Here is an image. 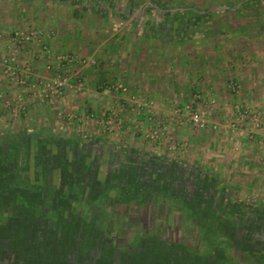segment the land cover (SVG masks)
Returning <instances> with one entry per match:
<instances>
[{"label": "rangeland", "instance_id": "374dc122", "mask_svg": "<svg viewBox=\"0 0 264 264\" xmlns=\"http://www.w3.org/2000/svg\"><path fill=\"white\" fill-rule=\"evenodd\" d=\"M244 2L234 10L235 0H0V136H21L24 169L38 175L39 183L66 182L81 167L84 178L94 176L97 184L115 178V184L126 186L124 172L117 168L132 150L156 171L154 159L180 166L176 183L163 188L178 201L146 187L137 193L141 203H116L119 212L104 211L107 219L118 216L115 228L102 227L103 233L110 232L111 249L122 252L134 248L133 241L145 242L143 247L157 256H147L141 264L166 262L163 240L178 249L179 264L185 259L201 264V256L215 248L231 261L248 260L243 250L249 246L238 238L240 230L264 240V230L252 226L264 224V18L256 19L259 0ZM223 6L230 11L204 17L207 10ZM197 12L202 16L192 19ZM58 19L69 27L51 26ZM109 64L114 67L104 70ZM184 104L203 113L202 126H195L183 110L178 114ZM153 129L168 133L154 139L149 134ZM48 136L54 139L50 162L39 152ZM88 140L101 141L103 147L95 150ZM114 152L128 155L117 158L110 155ZM96 158L100 166L94 169ZM165 165L162 170L168 172ZM153 179L146 183L154 186ZM195 189L200 206L191 221L186 204ZM74 204L77 213L90 216L81 200ZM218 211L230 212L224 222L236 233L209 227L213 221L206 216ZM23 216L17 215L12 230L22 239L34 228L32 240L45 250L61 241L69 245L57 227L50 233L54 238H47L45 233L55 229L52 220ZM60 255L62 263H57L68 264L64 252Z\"/></svg>", "mask_w": 264, "mask_h": 264}, {"label": "trees", "instance_id": "16d2710c", "mask_svg": "<svg viewBox=\"0 0 264 264\" xmlns=\"http://www.w3.org/2000/svg\"><path fill=\"white\" fill-rule=\"evenodd\" d=\"M263 1L264 0H259L261 4L255 6L257 11V18H256L257 20L264 18ZM235 2L236 3L233 6L235 7L234 10L236 9V7H241L242 5L245 4L244 0H235ZM135 6H138V4H136ZM221 8L222 10L220 11L211 12L207 10L204 17L209 18L215 15L216 12L227 13L230 11V8L228 7L225 8L223 6ZM200 16H202L200 15V12L199 13L197 12L195 13V16H193L192 19L196 20L197 18H200ZM21 141H22L21 136L17 137V135L10 136L7 138V140L6 138L4 139L2 136H0V143H1L0 144L1 145L0 146V257L1 258H3L5 252L4 248L7 247L9 248V250L10 249L12 250V253L18 256V258L13 259V261L15 262L24 260V262L30 263L28 261L29 260L28 258H34L38 256V254L36 253L37 242L33 241L31 236L34 234V228L28 230L29 233L31 234L26 232V235L23 236V239L22 236H19L20 234H18L16 231L15 232L12 231L14 228L13 223L16 220V218H18L17 215L24 214L26 218L31 219L34 217L37 220H39V218L41 217L50 219L52 220L54 224L53 226H55L53 228L55 229L50 228L49 234L45 233L47 235V238L48 237L54 238V235L52 236L53 232L56 230V227L58 231H62L59 229V227L61 226L62 229H64L63 232H66V236H67L66 240L68 242L73 241L74 244L80 245L81 249L84 248L85 244L86 245L88 244L89 246L91 247L93 246L96 248V253L97 251H99L100 255H104L103 254L104 252H106L108 249H111L110 248L111 245H110V240H108L109 239L108 236H110L109 235L110 232H108L107 230L106 233H103L104 229L102 231V227L107 226L108 229V227H110L109 225H113L111 228H115L116 227L115 221L118 219V216H116V218L113 217V220L107 219V217L104 216L105 210L113 211L115 213V212H119L117 210L118 208H114V205L116 203L120 205L124 204L125 206L133 203L135 204L141 203L142 201L138 199L137 193L138 191L145 190L146 187H148L149 190L150 187L151 188L155 187L152 190L156 189L155 193H159L157 196L160 195L161 197H167L165 199H169V200L173 199L172 201L174 200L178 201L177 198H173V197L168 198V196L171 195L170 191L163 189L167 187V182L171 183L172 185L176 183V181L174 180L175 179L174 176L177 175L175 172L176 170L174 166L175 164L167 167L165 163L162 164L156 161L157 159H154V163H156L159 166V171L158 170L156 171L152 169V166L149 165V162L147 164L148 166H144L143 164L146 163L145 162L146 157H143L142 155H139L135 150H132L128 152L129 158L123 156L124 160L125 159L126 160L123 163L122 162L120 163L121 168L118 167L119 165L117 163L116 164L118 166L116 164L112 166V168L118 167L117 169H121L124 172L123 177L127 183V185L124 186V188H122V186L120 187L115 185L114 182L115 178H109V182L106 181L105 183L102 184H97L96 178L94 176L88 179L84 178L85 174L83 173V169L81 167L80 169L79 167H77L75 176H73L72 179L71 178L66 179V182L62 180L60 184H56L55 181L50 179L49 181H46V184H42L38 182L39 181L38 175L34 174V172L26 171V169H24L25 164L23 163L22 160L23 154L21 151L23 144ZM75 141L82 142L80 138L76 139ZM53 142L54 139L51 136L46 137L44 140L40 142L39 152L40 151L42 153L45 152L44 154L45 160H47L48 162L53 160V154L52 152H50V149L53 146ZM87 144L89 143L87 142ZM84 145L86 146V144ZM110 155H113V157L117 156L116 152L111 153ZM107 158L108 159L112 158V156H109ZM98 161L100 160L96 158L93 163L96 164L98 163ZM164 165L166 166L168 172L162 170ZM92 166L93 167L96 166L97 168L100 165L92 164ZM96 168L94 167V169ZM91 174L94 175L93 173ZM152 178H154L153 180H155L153 184L154 186H149L146 182H149ZM65 187L68 189V191ZM85 189L87 190V192ZM157 189L158 190L160 189V191H158ZM195 192H196L195 194L193 193L194 195L191 202L186 201L187 217L191 221H193L194 218L192 217H194V214L196 213L195 207L197 208L200 206V202L197 204V200L200 197V193H199L200 191H197L195 189ZM65 197L68 198L69 200L66 201ZM80 200L82 201L84 207L87 208V211L89 212L90 216L85 217V212L83 213L78 211L77 213V211L74 209L75 206L74 203ZM117 206L118 205H115V207ZM69 207L71 210H68ZM112 207L113 209H111ZM45 208L46 209L48 208V210L51 211V214L48 215L44 214L43 211ZM66 209L68 211H66ZM81 213H83L84 215H82ZM228 215L229 214L224 213L222 217H218L216 212H214L213 215L207 218V221L210 220L213 221L212 225L209 227L214 231H217V229L215 230V228L218 227L219 229L220 227H222L223 224L222 222H224L227 219L225 217H228ZM25 216H23V219L25 218ZM83 221H85V223ZM218 222H220L221 225L217 226ZM206 225L207 224L205 223L204 227H201L203 228V231L208 228V226ZM86 228H88L87 234H83L84 232H81V230H84ZM36 230L37 231L39 230L40 232V229H36ZM57 230L56 232H58ZM51 231L52 234L50 235ZM36 236L38 235L36 234ZM160 240L162 241V239ZM51 241L52 240H50V242ZM163 241L164 244L168 242L166 240ZM226 241L230 242V238L228 236ZM8 242L12 244V248H11V244H9ZM59 243L60 242H57L55 246L53 244L50 246L58 247V249L64 250L62 247L66 246L63 245V243L65 242L61 241L62 244ZM133 243L135 242L133 241ZM40 244L43 243L40 242ZM155 246H159V245L155 244ZM18 253L25 254L26 256L19 257ZM137 254L139 255L138 257L141 259V261L144 258L146 259L147 256L150 257L152 256L151 251H148V254H145L144 251H140V252L138 251ZM128 257H129L128 260L131 261L134 258V255L132 254ZM223 257L224 258L226 257L224 252L222 253L221 258ZM97 261L98 264H111V263L103 262L102 259H98ZM44 262L45 263L48 262L47 264H53L45 260ZM120 263L121 262H119V264ZM160 264H165V263H160Z\"/></svg>", "mask_w": 264, "mask_h": 264}, {"label": "crops", "instance_id": "0c3cea01", "mask_svg": "<svg viewBox=\"0 0 264 264\" xmlns=\"http://www.w3.org/2000/svg\"><path fill=\"white\" fill-rule=\"evenodd\" d=\"M138 6H133L128 8L127 13L131 14L133 13ZM82 16V17H80ZM78 17L80 19L84 18L83 12L81 11V13L78 14ZM73 23H75L77 26V21L76 19H73L72 21ZM55 23H59L58 27H63L65 29H67L69 27V24H66L65 22H61L59 19L57 22H53V24L51 26L56 27ZM68 23V21H67ZM91 24L93 22H90ZM56 27V28H58ZM57 33L60 34H64L63 32H61V30L57 29ZM112 66V67H111ZM114 66L109 64L108 66L105 65L104 66V70L107 69H111ZM122 69V67L120 66V70ZM243 70V68H240V70ZM246 70V69H244ZM241 72V71H240ZM135 73V72H134ZM138 74V72H136ZM127 74V73H125ZM101 74L100 77L97 78L99 83L101 82ZM127 78V77H126ZM98 87H100L98 85ZM87 229L81 230V232H84L83 234H87ZM66 232H62L60 235H65ZM61 239V238H60ZM88 240V239H87ZM39 242V241H38ZM9 243V242H8ZM11 244V243H9ZM69 245L63 243V245H67L66 248H64L65 246H63L62 249H58V247H52V246H47L46 250L44 248H42V244L38 243L37 245V250L36 253L38 254L37 257L34 258H28L30 263H26L23 261H19V262H15L13 261V259L18 258L17 255H15L14 253H12V250L7 247L6 253L3 255V258L0 257V264H47L44 262L45 261H52L54 264L55 263H62L60 262L58 259L61 257L60 252H64V259L65 261L68 262V264H98V259H102L103 262L106 263H111V264H119V262H121L122 264H126V260L127 262H133V264H141V259L138 257L139 255L137 254L138 251H151L149 248H144L143 246H146L145 242L144 244H136V243H131L133 244V246L130 247H134L132 249L130 248H124V250L121 252L122 249L119 250L118 247L114 248V249H108L106 252H104V255H100L99 251H97L96 253V248L95 247H91L88 244L84 245V248L81 249L80 245L74 244L73 241L68 243ZM76 247V248H75ZM136 247V248H135ZM176 247V246H175ZM11 248H12V244H11ZM161 249L162 251H165V253L161 256H165V264H174L176 260V262L179 264V257L181 256L179 254L178 249L174 248L171 244L165 243L163 245H161ZM143 249V250H142ZM243 251L247 252L248 254V260H243V261H231L229 260L227 257H223L222 253L224 252L222 249L220 248H215L213 249V254H209V256L207 255L206 257H204L203 255L201 256L203 258V260L201 259V264H264V254H261V252L257 253V250L254 248H247L244 249ZM68 252V255H67ZM218 252V254L216 253ZM174 253V256H173ZM221 253V254H220ZM19 257H25V254H21L18 253ZM129 254V255H128ZM134 255V258L130 261L127 259L128 256L130 255ZM102 256V257H100ZM155 256L152 253V257ZM157 256H155L154 258H156ZM67 258V259H66ZM168 258V259H167ZM176 258V259H174ZM188 258V257H187ZM47 259V260H46ZM168 260V261H167ZM27 261V259H26ZM64 261V262H65ZM57 263V264H58ZM120 263V264H121ZM191 263V262H190ZM189 263V259H185L184 261H181V264H190Z\"/></svg>", "mask_w": 264, "mask_h": 264}, {"label": "flooded vegetation", "instance_id": "af4514ba", "mask_svg": "<svg viewBox=\"0 0 264 264\" xmlns=\"http://www.w3.org/2000/svg\"><path fill=\"white\" fill-rule=\"evenodd\" d=\"M88 143H89V144H90V143H93L92 146H90V147H91V148H92V147L95 148V150L98 149L99 147H103V144H102L103 142L101 143V141H98V143L94 144V141L90 142V140H88ZM100 143H101V144H100ZM116 154H117L116 157L118 158V155H119V157H120V155L123 157V154H124V153H121V154L119 153V154H118V152H116ZM126 154H127V153H126ZM126 154H125V155H126ZM125 155H124V156H125ZM127 155H128V154H127ZM94 157H95V156H94ZM116 165H117V164H116ZM117 166H118V165H117ZM174 166H175V169H176L175 172H177L178 170H180V166H179V165H178V166H177V165H174ZM115 174L117 175V177L120 176V175L117 174V173H115ZM176 174H177V173H176ZM122 177H123V176H122ZM115 185L120 186V187H121V186H124V185H122V184H115ZM111 196H113V195H111ZM225 203H227V202H225ZM248 211L250 212V210H248ZM248 211H247V212H248ZM213 213H214V212H213ZM213 213H211V215H213ZM224 213H226V212H224ZM224 213H223V214H224ZM228 213L230 214V212H228ZM216 214L218 215V217H222V216H223V214L221 215V212H220V211L216 212ZM211 215H210V216H211ZM230 215H231V214H230ZM232 215H235V216H236L237 214H232ZM214 216H215V215H214ZM260 217H261V216H260ZM206 218H208V217L206 216ZM225 218H228V217H225ZM251 218H252V216H251ZM262 218H263V217H262ZM244 219L247 220L246 216H244ZM260 223H261V222H259V221L257 222V221H256L254 224H252V226H254L255 228H256V227L259 228V226H260L261 229L264 230V224L261 223V224H262V225H261ZM218 225H221V223L218 222L217 226H218ZM225 228H228V229L230 230V232H233V233H236V232H237V229H236V228L234 229V227H230L228 223H227V224H226V223L222 224V229H225ZM255 228H254V229H255ZM59 229L62 230V231H64V229H62L61 226L59 227ZM216 229L218 230V227H216L215 230H216ZM57 231H58V230H57ZM239 233H240V234H239L238 238H240V241H241V242H243L244 244H248V246H249L251 249H252V248L256 249L258 253L261 252V254H264L263 251H262V249L264 250V240H263V241H262L261 239H260V240H257V239H256L257 236L252 237V235L247 234V233L244 232L243 230H240ZM230 241H231L232 246H235V243H233L232 240H230ZM249 247H248V248H249ZM263 256H264V255H263ZM153 257H155V256H153ZM156 258H157V257H156ZM162 258L165 260V256H163ZM162 258H161V259H162ZM164 263H165V262H164ZM156 264H160V263H156Z\"/></svg>", "mask_w": 264, "mask_h": 264}, {"label": "built area", "instance_id": "2783aa9c", "mask_svg": "<svg viewBox=\"0 0 264 264\" xmlns=\"http://www.w3.org/2000/svg\"><path fill=\"white\" fill-rule=\"evenodd\" d=\"M32 33L33 32L29 31L28 34H32ZM22 34H23V32H20V35H22ZM16 35H18V34H16ZM28 37H29L28 35H26V36H19L20 39H22V38H28ZM33 37H36V35L33 34ZM69 59L72 60L73 59V56H71ZM24 72L27 73V74L30 73V68L26 66L25 69H24ZM11 73H13V72L11 71ZM16 73H18V72L16 71ZM16 79L20 83H24L25 82V79H23L21 77L20 78L19 77L18 78L16 77ZM53 83H54L53 85H55L57 82L54 81ZM59 84L60 83H58L56 85H59ZM45 85H49V84L47 83ZM182 110H183V112H185L186 116L188 117V120H190L195 126L200 127V126L203 125V121H204L203 113H200L199 111L195 110L192 105H190V104H184L182 108H178L176 111H178V114H180V111H182ZM252 116L254 117L255 115L252 114ZM254 119L256 120L255 117H254ZM232 125H234V124L232 123ZM166 133H168V132L165 131V130L153 129V130H151V132L149 134H150V137L151 138L160 139Z\"/></svg>", "mask_w": 264, "mask_h": 264}]
</instances>
